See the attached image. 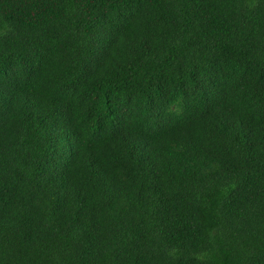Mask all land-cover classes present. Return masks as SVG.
Here are the masks:
<instances>
[{
  "label": "trees",
  "instance_id": "obj_1",
  "mask_svg": "<svg viewBox=\"0 0 264 264\" xmlns=\"http://www.w3.org/2000/svg\"><path fill=\"white\" fill-rule=\"evenodd\" d=\"M0 264H264V0H0Z\"/></svg>",
  "mask_w": 264,
  "mask_h": 264
}]
</instances>
